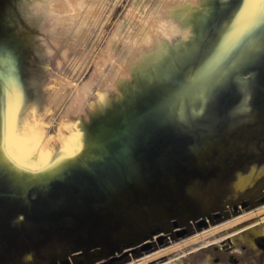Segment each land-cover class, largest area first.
Instances as JSON below:
<instances>
[{
  "label": "rangeland",
  "instance_id": "1",
  "mask_svg": "<svg viewBox=\"0 0 264 264\" xmlns=\"http://www.w3.org/2000/svg\"><path fill=\"white\" fill-rule=\"evenodd\" d=\"M239 6L0 0V264H264V27L220 49Z\"/></svg>",
  "mask_w": 264,
  "mask_h": 264
},
{
  "label": "snow or ice",
  "instance_id": "2",
  "mask_svg": "<svg viewBox=\"0 0 264 264\" xmlns=\"http://www.w3.org/2000/svg\"><path fill=\"white\" fill-rule=\"evenodd\" d=\"M264 27V0H240V6L226 26L221 39L220 49H228L245 42L257 28ZM19 82L18 60L14 53L0 42V97L3 99V127L15 134L16 132V89ZM12 139L11 136L8 137ZM14 143V141H13ZM8 156L14 162L11 148Z\"/></svg>",
  "mask_w": 264,
  "mask_h": 264
},
{
  "label": "bare ground",
  "instance_id": "3",
  "mask_svg": "<svg viewBox=\"0 0 264 264\" xmlns=\"http://www.w3.org/2000/svg\"><path fill=\"white\" fill-rule=\"evenodd\" d=\"M186 44V43H185ZM181 45V44H180ZM180 45H179V47H180ZM182 46H185L184 45V43H183V45ZM181 46V47H182ZM186 47V46H185ZM184 48V47H183ZM180 49V48H179ZM182 49V48H181ZM185 49V48H184ZM194 49V48H193ZM193 49H192V51H193ZM196 49V48H195ZM173 54V53H172ZM191 54V53H190ZM174 55V54H173ZM200 56V55H199ZM165 58H166V56H164ZM172 60V59H171ZM186 60V59H185ZM148 61V60H147ZM161 61V60H160ZM169 62V61H168ZM185 62V61H184ZM147 65V64H146ZM157 68V67H156ZM186 68V67H185ZM193 68H194V66H193ZM192 68V69H193ZM151 70V69H150ZM191 70V69H190ZM194 70H196V69H194ZM205 87H207V86H205ZM212 92V91H211ZM252 174H253V171L251 172V174H249V175H247V176H244V175H241L240 176V178H239V182H238V185L240 186V185H244V184H246V183H248L249 181H250V179H251V176H252Z\"/></svg>",
  "mask_w": 264,
  "mask_h": 264
}]
</instances>
